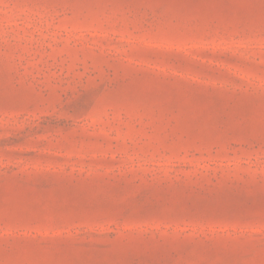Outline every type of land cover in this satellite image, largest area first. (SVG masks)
I'll return each mask as SVG.
<instances>
[{
  "label": "rangeland",
  "instance_id": "374dc122",
  "mask_svg": "<svg viewBox=\"0 0 264 264\" xmlns=\"http://www.w3.org/2000/svg\"><path fill=\"white\" fill-rule=\"evenodd\" d=\"M0 264H264V0H0Z\"/></svg>",
  "mask_w": 264,
  "mask_h": 264
}]
</instances>
